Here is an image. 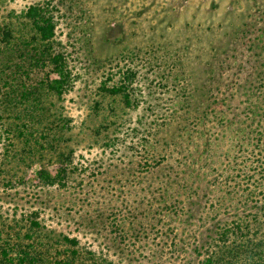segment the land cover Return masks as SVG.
<instances>
[{"label":"rangeland","instance_id":"374dc122","mask_svg":"<svg viewBox=\"0 0 264 264\" xmlns=\"http://www.w3.org/2000/svg\"><path fill=\"white\" fill-rule=\"evenodd\" d=\"M31 4L54 23L47 40L25 15ZM257 33L264 38V0H0V249L26 248L46 264L264 260V166L250 157L254 177L236 176L223 167L238 157L236 137L214 140L213 123L202 134L191 123L210 101L218 61L234 65L225 56ZM55 52L67 70L60 93L45 85L52 64L33 59ZM128 66L129 105L98 87ZM142 115L147 151L133 148L144 141L133 129ZM190 152L199 156L188 163ZM58 169L52 182L39 174Z\"/></svg>","mask_w":264,"mask_h":264},{"label":"trees","instance_id":"16d2710c","mask_svg":"<svg viewBox=\"0 0 264 264\" xmlns=\"http://www.w3.org/2000/svg\"><path fill=\"white\" fill-rule=\"evenodd\" d=\"M25 15L30 17L34 33H36L39 40H47L52 36L54 23L49 15H45L44 12L41 11L39 6L34 4L28 5L25 10ZM255 40H257V42H255ZM259 43L261 44L259 45ZM231 49L233 50L228 54V56H225V59L229 61L234 60V65L229 64L227 61H218L217 66H219L220 69L218 70L217 75L212 77V80L215 77V84L209 93L210 101L206 104L203 110L201 109L200 112L191 116V123L196 124L194 129L197 130V134L204 133L202 128L204 127V124H209V122L213 123L216 128L215 132L214 129L211 130V134L214 135V140H218L220 138L219 134L225 136L224 134L226 132L235 136L236 139L234 142H238L236 144L237 149H239L236 154L238 157L235 160L230 158L225 161L226 164H223V167L225 166V169H235L236 176L238 177L246 176V179H251V177H254L253 171L248 172V169L246 168V159H250V157L255 158V160L258 161V166H264L263 159L258 156L260 152L255 151V149L261 150L264 142V38L260 36L259 33L255 34L252 37L250 47H247V50H238V53H235V58L230 57L234 56V53H231L236 48ZM33 59L35 64H45L47 61L52 64L50 72H53L54 76L50 77L45 82V85L47 88L53 89L56 93H60L67 84V70L61 52H55L51 55H47L45 58H40V60L36 59V56H34ZM135 76L136 71L132 67L128 66L124 71H122V75L120 76L121 78L118 81H114L110 84H105V81H102L99 83L98 87L103 92L109 94H120L124 103L129 105L132 99L130 98L131 96L128 91V84ZM211 101L214 103V107L210 106V109H207ZM144 121L143 115L141 117L138 116V125L143 124ZM147 123L150 124L151 122L148 121ZM160 123L161 122H156V125L158 126ZM137 124L133 127V129L138 130L139 135L143 137L142 140L144 141L135 142L133 148L138 145V147H142L147 151L146 144L148 142H146V139L147 135L152 133L151 126L149 125L148 128H145V125H141V128L144 129L143 131L145 135H143L140 134ZM206 130L209 131V128H206ZM189 137L190 136L188 134V139ZM166 145L167 143H165V146ZM175 146L176 144L173 143V147ZM232 146V150H234L235 145H231V147ZM239 146H241V148ZM179 149H181V147H179ZM202 150L206 152L207 147H202ZM180 154L181 158L187 157L186 152H180ZM197 156H199L197 152H190V157L186 162H193V157L196 158ZM161 159H164L163 154L156 152V159L154 160V163H159ZM140 163L142 164L141 167H145L143 165H147L148 162L147 159L144 158V160ZM186 166H188V164ZM39 174L46 182H52L55 178L59 180L60 177H62L60 169L56 171L54 176H50L46 170H39ZM235 185H239V183ZM183 186H189L185 178H182V183L180 184V187ZM250 192L251 191L249 190L248 193ZM163 193L164 192H160V197H163ZM170 202L171 207H175V209L180 210L181 208L179 202L183 203V200L174 199ZM194 202L195 201L190 198L189 203L191 206L195 204ZM191 206L188 208V211ZM32 223L37 225L35 220H32ZM234 223L236 227H239V220H235ZM222 230L223 231L220 232L222 234L220 235L223 237L225 232L228 230V227L224 225ZM69 240L74 242L72 238H69ZM70 251L71 253L74 252L73 249H70ZM0 252L5 259L4 264H46L42 262L40 257L35 254H31V252H29L26 248H21L15 257L7 255V249L5 248H1ZM236 264H264V260L257 259L239 261Z\"/></svg>","mask_w":264,"mask_h":264}]
</instances>
